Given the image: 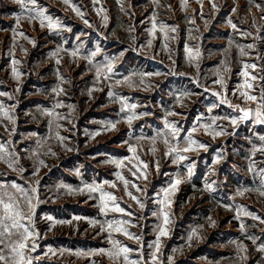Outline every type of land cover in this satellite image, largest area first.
I'll return each mask as SVG.
<instances>
[{
	"label": "rangeland",
	"instance_id": "374dc122",
	"mask_svg": "<svg viewBox=\"0 0 264 264\" xmlns=\"http://www.w3.org/2000/svg\"><path fill=\"white\" fill-rule=\"evenodd\" d=\"M25 4L0 0V145L13 161L11 168L0 161L4 186L0 198L8 203L12 197L27 213L24 193L35 196L32 189L38 188L40 203L33 223L39 236L29 241L37 247L26 250L32 264H125L122 257L114 260L107 255L113 250L112 240L133 249L130 260L152 264L163 224L157 201L177 175L182 183L170 196L169 235L160 238V262L264 264V252L259 250L264 246L260 194L264 152L257 150L264 145L260 139L264 124L255 118L264 95V0H70L69 4L37 0L36 5L25 0ZM71 5L84 13L83 18ZM36 8L47 9L45 14L59 20L60 26L52 30L45 22L41 27L39 18H30L35 11L29 9ZM161 25L167 26L164 32ZM125 78L135 86L129 87ZM249 83L252 88L246 86ZM242 93L258 99L248 101ZM178 97H183L182 103ZM222 99L227 102L221 103ZM131 104L137 107L128 109ZM236 106L251 109L252 118L233 125L231 118L243 115ZM172 112L177 115H169ZM133 113L137 118L129 125L127 117ZM213 121L219 126L215 130L223 129L224 135L208 134L213 129L203 125ZM112 124L116 127L109 130ZM172 125L179 130L181 146H186L191 133V139L206 144V149L183 153L188 157L184 161L166 155L169 145L177 143ZM130 147L137 152L131 153ZM136 156L148 163L146 170ZM114 161L124 164L117 167ZM191 165L195 167L189 177ZM141 171L147 179L138 178ZM117 173L129 180L127 189ZM206 184L214 190L206 189ZM86 185H100L113 193L125 213L112 211L111 202L102 211L99 192H88ZM133 185L144 190L137 192ZM114 220L127 221L124 227L140 239L113 232L110 240L100 225ZM193 231L197 235L189 245ZM16 239L3 237L0 254L7 260L0 264H12L10 246Z\"/></svg>",
	"mask_w": 264,
	"mask_h": 264
},
{
	"label": "snow or ice",
	"instance_id": "6c2138e0",
	"mask_svg": "<svg viewBox=\"0 0 264 264\" xmlns=\"http://www.w3.org/2000/svg\"><path fill=\"white\" fill-rule=\"evenodd\" d=\"M16 3L20 4L22 7H27V5L25 4V0H15ZM30 2L33 5L37 4V0H30ZM94 2H96V0H94ZM154 3L158 2V0H153ZM65 4H69L70 0H64ZM73 8V11L76 12V14L78 16H80L81 18H83L84 13L77 8L74 5H71ZM213 8L216 7L215 3L212 4ZM256 7H261V5L257 4ZM35 11V16L34 17H30L31 19H36L39 18L40 20V24L41 27L45 26V22H47V27L49 29L52 30H56L59 26H60V22L59 20H53V18L51 16L46 15L45 13L47 12V9L45 8H36V9H29V11ZM105 19H107V17H105ZM19 20L20 17H17V24H19ZM85 24H88L89 22L87 20H84ZM231 23V22H230ZM233 28L236 27L235 24L232 25ZM167 26L165 25H161L160 26V30L162 32H164L166 30ZM69 31L71 29H68ZM153 33H155L156 31V25L155 23L153 24V29H152ZM171 31H175V29H171ZM21 36H24V33L21 32L20 33ZM97 51H99V49H97ZM77 53L76 51H73L72 55L75 56ZM96 53H92V56H95ZM57 63H59V61H57ZM246 68L249 66H245ZM250 67L255 68V65H251ZM107 71L110 73L112 71L113 65L109 64L106 66ZM15 73V70H14ZM17 76L20 75L19 73H15ZM99 75V70L98 73ZM147 75H162V73H150ZM245 76L248 75L247 71L244 73ZM253 80L256 79L255 76L252 77ZM125 83L128 84L129 87H134L135 84L130 80V78H125ZM141 83H143V81H141ZM217 83H222V81H217ZM248 88H252V85L249 83L246 85ZM215 95H220L219 93H214ZM0 95H3V93H0ZM111 95V93H110ZM184 96L190 95L188 93L183 94ZM242 95L246 96L248 101H257V96L255 95H250L248 93H242ZM182 99L183 97H178V102L182 103ZM226 100H221V103H226ZM259 103H260V108L255 110V118L257 119V121L259 123L264 124V111H262L261 109H264V95H262L259 98ZM128 109L130 110H134L137 105L135 104H131V105H127ZM229 107H232L231 104H229ZM237 108H239V106H236ZM0 110L2 109V106H0ZM239 111L243 113L242 116L239 117H232L231 118V123L233 125H236L240 120H247L252 118L253 112L251 109L245 110L243 108H239ZM5 115H7V113H5ZM47 115H54V113H47ZM169 115H177V113L172 112L169 113ZM9 119H11V117H8ZM137 116L135 115V113H133L132 115H129L127 117V122L129 123V125L132 123V121L134 119H136ZM116 125L112 124L111 128L109 130L115 129ZM203 127L205 128V130L208 129H213L212 131H209L208 134L212 135L213 138H215L216 136H220V135H224L225 132L223 129H220L219 131H216L215 128L219 127L218 125H215V121L212 122V124H205L203 125ZM193 131H195V129H193ZM178 132L179 130L175 127V125H172V135L177 138V143L175 145H169L168 148V152L166 153V155L172 156L174 154V159L176 161H184L187 160L188 157L186 155H184L183 153H188L191 151H195L198 148H203L206 149L207 145L204 143H199L196 140L191 139V133H189V138L186 141V146H181L179 144L178 141ZM99 134V133H97ZM59 139L61 141H63L65 139V137H59ZM260 139L262 141H264V137H260ZM165 144H169V141L167 139L164 140ZM70 150V149H69ZM258 151L264 152V145H261V147L259 149H257ZM129 151L133 154H135L137 152V149L135 147H130ZM156 149L153 148V152H155ZM136 159L139 160L140 165H142L143 169H147L149 167L148 163L140 160L139 156H136ZM219 159V158H218ZM0 161H6L8 163V166L11 168L13 167V161L10 159V154L7 153V150L5 149V147L3 145H0ZM41 165H44V161H40ZM114 163L117 165V167H121L124 164V161H114ZM46 166V165H44ZM195 166L191 165L188 168V176L191 177V175L193 174V168ZM156 168L157 170H159V163H156ZM13 170H15L13 168ZM136 172L133 171L132 175L136 176ZM34 175H38V172L34 173ZM117 175L119 176V178L121 179V181L124 184L125 189L128 188L129 185V180L125 179L120 173H117ZM138 178H143V179H147V174L144 171L140 172V176ZM107 183V182H106ZM182 183V180L180 179L179 175H177V178L172 182V184L169 186V188L164 190V195H163V199L157 201L158 204L162 205V207L160 208V214H162L163 216V224L162 226L159 227V233L157 236V239L155 241L154 244V248L155 250L151 253V260H152V264H162V262H160L159 260V256L158 253L160 252V247H161V237H167L169 235V230H168V224L170 223V219H169V214H170V210H171V205L173 203V201L170 199L171 195H174V193L176 191H178L179 185ZM36 184H39V181H36ZM4 187L3 185H0V188ZM12 188H16L19 189L21 192H23V189L20 188L19 185H11ZM61 187H67L62 185ZM88 190V192L90 193H97L99 192L100 196V201H101V206H102V211H107L109 209V204L110 202L112 203V208L111 210L114 212H118V213H125V209L121 208L118 204L115 203L116 201V196L111 193V192H106L102 190V187L100 185H86L85 186ZM111 187L115 188L116 185L112 184ZM133 187H135L137 192H141L144 189H142L139 185H133ZM205 188L213 191L214 189L212 188L211 185L206 184ZM73 191L72 189H69V192ZM79 191L83 192V189H80ZM245 191H248V189H245ZM33 193H36L35 196H29L27 193H24V199L26 201V203L28 204V212L24 213L20 210L19 205L15 203V201L13 200L12 197H9L10 201L13 202H8L6 203L4 201L3 198H0V206H2L3 208V215L0 216V243H3V237L5 236V234H7L9 237L15 235L17 236V239L15 241L14 244H12L10 246V251H11V260H12V264H32V258L28 255H26V250L28 251H35L37 245L35 244V242H33L31 244V246L29 245V241L33 239V237H38L39 233L35 231L34 229V223H33V217H34V211H35V207L38 206V204L40 203L39 201V195H38V188L34 187L32 189ZM240 195H243V192L239 193ZM261 195H264V191H262L260 193ZM128 195L134 200L136 201L137 204L140 205L141 208L144 207V204L141 202V200L139 199V197L135 196L132 194V192H128ZM33 200H35V204H33ZM225 207H229L227 205H225ZM127 215H131V213H126ZM245 215H250V213L245 212ZM48 220H52V217H47ZM211 219V218H210ZM253 219H259L258 217H253ZM27 220L28 223H24V221ZM6 221L8 223H6ZM59 223H64L63 221H60ZM93 226H95L97 224L96 221H91L90 222ZM127 221L124 220H114V221H106V228H105V224H101L100 228L101 231H108V236L109 239L111 240L112 237V233L113 232H122L125 236H128L129 238H134L139 240L140 237L138 236H134V234L128 232V230L124 227V224H126ZM214 225V221L212 222ZM261 223H264V220H261ZM244 225H241V228H243ZM17 230L15 232L11 231V230ZM197 235V233L195 231L192 232V234L188 237V241H189V245L193 239V237H195ZM112 244H113V250H109L107 251V255L114 259V260H118L121 257L123 258V261L125 262V264H140L139 261H132L129 259V253L133 251V249L129 248L126 245H121V242L118 240H112ZM241 248V250L246 251V249L243 246H238ZM260 251L264 252V246H262L260 249ZM2 251V250H0ZM101 253H104L106 250L105 249H99L98 250ZM174 251H178V250H174ZM171 259V258H170ZM0 260H7V257H5L3 254H0Z\"/></svg>",
	"mask_w": 264,
	"mask_h": 264
},
{
	"label": "water",
	"instance_id": "95a60500",
	"mask_svg": "<svg viewBox=\"0 0 264 264\" xmlns=\"http://www.w3.org/2000/svg\"><path fill=\"white\" fill-rule=\"evenodd\" d=\"M246 110H248V109H246Z\"/></svg>",
	"mask_w": 264,
	"mask_h": 264
}]
</instances>
